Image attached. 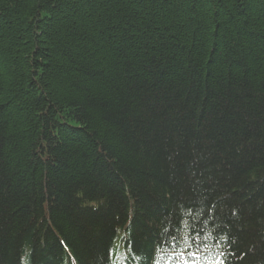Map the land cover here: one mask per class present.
Segmentation results:
<instances>
[{
    "label": "trees",
    "instance_id": "1",
    "mask_svg": "<svg viewBox=\"0 0 264 264\" xmlns=\"http://www.w3.org/2000/svg\"><path fill=\"white\" fill-rule=\"evenodd\" d=\"M119 253L264 264V0H0V264Z\"/></svg>",
    "mask_w": 264,
    "mask_h": 264
},
{
    "label": "bare ground",
    "instance_id": "2",
    "mask_svg": "<svg viewBox=\"0 0 264 264\" xmlns=\"http://www.w3.org/2000/svg\"><path fill=\"white\" fill-rule=\"evenodd\" d=\"M211 258H214L215 259L216 257H211ZM217 263H218V259H217Z\"/></svg>",
    "mask_w": 264,
    "mask_h": 264
}]
</instances>
